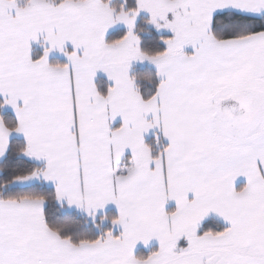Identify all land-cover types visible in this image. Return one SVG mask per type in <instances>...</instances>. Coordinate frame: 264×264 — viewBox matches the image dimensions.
Here are the masks:
<instances>
[{
    "label": "snow or ice",
    "instance_id": "snow-or-ice-1",
    "mask_svg": "<svg viewBox=\"0 0 264 264\" xmlns=\"http://www.w3.org/2000/svg\"><path fill=\"white\" fill-rule=\"evenodd\" d=\"M0 264H264V0H0Z\"/></svg>",
    "mask_w": 264,
    "mask_h": 264
}]
</instances>
